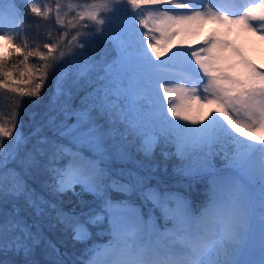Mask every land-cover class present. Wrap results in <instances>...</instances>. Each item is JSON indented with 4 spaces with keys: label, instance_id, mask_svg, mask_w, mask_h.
Listing matches in <instances>:
<instances>
[{
    "label": "snow or ice",
    "instance_id": "6c2138e0",
    "mask_svg": "<svg viewBox=\"0 0 264 264\" xmlns=\"http://www.w3.org/2000/svg\"><path fill=\"white\" fill-rule=\"evenodd\" d=\"M24 2L27 13L15 0L0 7V40L10 45L0 54V89L14 105L0 120V168L16 161L21 169L0 173V197H23L34 219L14 206L0 225V252L39 264L44 245L46 264H76L45 225L85 243L103 224L109 239L81 264H264V63L245 46L264 41V0ZM40 19L47 30L30 35ZM107 42L113 58L95 59ZM50 75L47 126L67 143L40 135L44 125L26 136L18 119L23 98L39 99ZM157 149L178 161L173 173L186 188L206 181L199 210L159 178ZM221 155L238 175L217 168ZM33 170L48 177L41 192L25 179ZM248 183L259 186L255 222ZM77 187L91 203L64 201L80 196ZM257 237L259 258L237 259Z\"/></svg>",
    "mask_w": 264,
    "mask_h": 264
},
{
    "label": "trees",
    "instance_id": "16d2710c",
    "mask_svg": "<svg viewBox=\"0 0 264 264\" xmlns=\"http://www.w3.org/2000/svg\"><path fill=\"white\" fill-rule=\"evenodd\" d=\"M52 3V0H49ZM62 3H67L69 0H61ZM71 2H77V0H71ZM15 3L19 5L26 13L28 12V7L25 4L24 0L22 3L19 4L18 1L15 0ZM30 20H35L34 16H29ZM39 23L43 26L39 30L36 28H32L29 30V34H34L37 31L40 32L41 35L47 30L48 21L44 19H40ZM46 42V41H44ZM255 51V50H254ZM258 55L253 57L251 54L248 55L259 65L264 63L261 60V55L256 51ZM115 52L113 50V46L111 42L103 43L99 46L97 53L95 54V59L99 60L101 57H104L106 60H111ZM30 62H35L31 60ZM72 77L70 76V79ZM55 90L54 80L53 78L49 77L48 86L43 90V95L37 98H29L24 97L23 103L19 109L18 119L22 123V131L27 136L29 133L33 131V129L37 125H44L43 132L40 135H47L52 139H55L62 143H67V141L61 140L60 137L54 134V130L47 126V120L49 116L55 115L54 112H50L48 110L49 99L53 95ZM74 91V89H73ZM79 95H83L81 92ZM5 97H7L5 99ZM18 99V98H17ZM13 97L11 94L7 93L5 90L0 89V120L9 116V109L12 105ZM79 102V97L73 101V104L76 105ZM62 117H57V120L61 119ZM36 137H33L32 142H35ZM4 143L10 146V142L8 139H5ZM30 147V145H29ZM171 150V149H169ZM155 163L159 164V170L157 175L161 180L166 181L170 185L175 186V190L181 193H184L188 196L190 202L194 209L199 210L203 205L204 201L206 200V190H207V183L206 181H201L194 185L192 189L186 188L184 185L187 181L180 183V178L173 173V167L178 163L175 158L165 161L164 158L160 155V149H157L156 156H155ZM63 163V161L61 162ZM227 161L220 157L216 158V166L219 169H224L225 171L233 172L234 175H238L235 173L234 170L228 169L226 167ZM119 166V165H117ZM165 167L167 171H164ZM20 169V165L16 161H10L7 164V168H0V173L6 172L7 169ZM33 176L28 177L26 176L25 179L27 183L32 187L35 188L38 192L42 191V185L45 180L48 179L46 174H41L35 170H33ZM10 186L9 184H5V187ZM247 191L250 193L251 196H255L258 201H260V193H259V186L258 184L248 183L246 184ZM77 192H80V196H73L71 192L67 193L63 199L67 203L71 201L72 204H75L78 200L82 199L85 202L91 203L93 197L88 194L81 192V189L77 187ZM191 198V199H190ZM192 200V201H191ZM15 208L19 211V215L24 217L27 222L32 223L34 219V213L32 209L28 207L27 202L24 200L23 197H14V196H7V197H0V225H4L9 217L13 216V209ZM71 206V204H69ZM147 210V209H145ZM14 218V217H13ZM106 225H100L101 231L97 234V229H93V236L90 240L85 243H75L72 241L71 236L66 233H61L59 231H48L45 225V232L49 236L50 239L54 240L57 246L61 249L62 252H67L69 254L66 257L69 261H75L76 264H81L83 260H87L88 254L86 250L91 247L93 244H103L106 243L109 237L103 233L102 229ZM47 251L44 245H41L40 248L36 249L34 259L39 262V264H46L48 260ZM254 253L253 249H246L244 255ZM21 260V257L14 255L12 252H0V264H18Z\"/></svg>",
    "mask_w": 264,
    "mask_h": 264
},
{
    "label": "rangeland",
    "instance_id": "374dc122",
    "mask_svg": "<svg viewBox=\"0 0 264 264\" xmlns=\"http://www.w3.org/2000/svg\"><path fill=\"white\" fill-rule=\"evenodd\" d=\"M18 1L19 4L22 3V0H16ZM32 2L37 3L38 5H45V6H51L52 3L49 2V0H32ZM13 2H9L8 0H0V7H3L5 9H7ZM213 26L212 25H207L204 29V32L206 33L209 29H211ZM203 37L201 36V39ZM245 46L247 48V52L249 54H251L253 57H255L256 55H258L256 53V51L261 55V60L264 62V41H260L258 38L256 37H250L245 41ZM10 47V45H8V43L6 41L0 40V54H3L7 51V49ZM6 48V50L4 51L3 49ZM255 50V51H254ZM3 51V52H2ZM2 52V53H1ZM205 112H207V108L204 109ZM250 196V194H249ZM251 197V196H250ZM252 201H253V205H254V213H253V222H255V219L258 218L257 215H259L260 212V208H259V203L260 201H257V198L254 200V197H251ZM257 201V202H255ZM255 202V203H254ZM157 215H159V213H157ZM163 220L159 219L158 223L163 224ZM254 249H256L254 252L255 254L259 253V246H258V237H257V243L252 246ZM246 248V246H245ZM250 255L249 257L245 256V260H249V258L253 257L254 259H257L259 256L257 255ZM252 258V259H253ZM237 259H240V261L243 258V256H241V254L237 257ZM244 261V260H243Z\"/></svg>",
    "mask_w": 264,
    "mask_h": 264
},
{
    "label": "bare ground",
    "instance_id": "6f19581e",
    "mask_svg": "<svg viewBox=\"0 0 264 264\" xmlns=\"http://www.w3.org/2000/svg\"><path fill=\"white\" fill-rule=\"evenodd\" d=\"M3 50L5 51V50H6V48H4ZM2 52H3V51H2ZM2 52H1V53H2Z\"/></svg>",
    "mask_w": 264,
    "mask_h": 264
}]
</instances>
